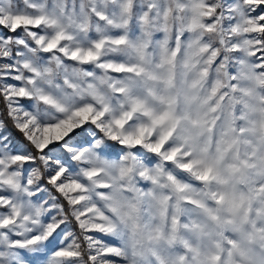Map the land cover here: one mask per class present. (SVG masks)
I'll return each mask as SVG.
<instances>
[{"label":"snow or ice","instance_id":"1","mask_svg":"<svg viewBox=\"0 0 264 264\" xmlns=\"http://www.w3.org/2000/svg\"><path fill=\"white\" fill-rule=\"evenodd\" d=\"M0 264H264V0H0Z\"/></svg>","mask_w":264,"mask_h":264}]
</instances>
